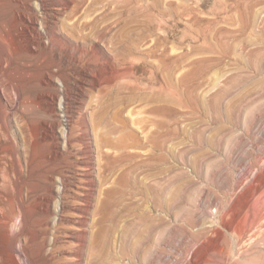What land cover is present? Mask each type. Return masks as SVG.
I'll return each instance as SVG.
<instances>
[{"label":"rangeland","instance_id":"1","mask_svg":"<svg viewBox=\"0 0 264 264\" xmlns=\"http://www.w3.org/2000/svg\"><path fill=\"white\" fill-rule=\"evenodd\" d=\"M29 2L41 18V33L30 32L35 44L46 46L54 36L67 50L77 42L97 47L106 75L115 66L130 67L123 81L138 82V97L150 91L148 83L164 85L167 73L178 89L166 148L138 150L139 181L115 195L116 217L106 222L108 238L92 249L89 264H264V0H44L45 9H36L39 0ZM118 49L127 57L120 64ZM51 82L49 95L31 102L27 116L54 127L63 143L67 120L88 115L93 92L71 90L66 99L60 79ZM10 101L3 95L12 130ZM145 104L138 99L132 106ZM160 154L167 160L151 158ZM16 222L13 231L20 228ZM146 225L153 227L151 237L134 247ZM18 261L24 264L22 255Z\"/></svg>","mask_w":264,"mask_h":264},{"label":"bare ground","instance_id":"2","mask_svg":"<svg viewBox=\"0 0 264 264\" xmlns=\"http://www.w3.org/2000/svg\"><path fill=\"white\" fill-rule=\"evenodd\" d=\"M39 1L36 9L43 8L44 0ZM37 13L29 0L22 5L0 1V264H21L19 255L24 264H84L86 259L89 264L96 257L92 249H102L108 238L106 222L116 217L115 195L139 181L143 160L138 159V150L166 148L170 103L178 89L174 90L167 73L164 85L157 88L148 83L150 91L138 97V82L123 81L130 77V67L113 66L111 75H106V62L99 59L97 47L88 50L77 42L67 50L54 36L46 46L35 44L30 32L41 33ZM59 35L67 39L66 34ZM83 35L71 34V38L82 42ZM126 59L124 50L115 51L117 63ZM180 71L179 81L185 84L188 76L183 67ZM55 78L60 79L66 99L71 90L93 92L86 105L88 115L68 117L63 143L54 127L27 116V106L49 95L47 88L55 84L51 82ZM3 95L16 108L17 128L12 130ZM137 98L146 104L132 106ZM152 157L167 160L165 154ZM15 222L20 227L17 231L11 229ZM91 226L99 228L90 232ZM152 228L146 225L140 230L134 247L151 237Z\"/></svg>","mask_w":264,"mask_h":264}]
</instances>
